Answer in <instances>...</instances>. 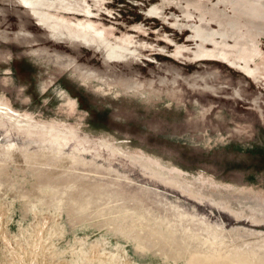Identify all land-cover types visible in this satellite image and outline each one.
<instances>
[{
	"label": "rangeland",
	"instance_id": "374dc122",
	"mask_svg": "<svg viewBox=\"0 0 264 264\" xmlns=\"http://www.w3.org/2000/svg\"><path fill=\"white\" fill-rule=\"evenodd\" d=\"M0 264H264V0H0Z\"/></svg>",
	"mask_w": 264,
	"mask_h": 264
},
{
	"label": "bare ground",
	"instance_id": "6f19581e",
	"mask_svg": "<svg viewBox=\"0 0 264 264\" xmlns=\"http://www.w3.org/2000/svg\"><path fill=\"white\" fill-rule=\"evenodd\" d=\"M218 195V194H217ZM215 198V197H214ZM220 198V197H219ZM219 198H218V200H219ZM216 199V198H215ZM237 204V203H236ZM234 206H235V204H234ZM240 211V210H239Z\"/></svg>",
	"mask_w": 264,
	"mask_h": 264
}]
</instances>
